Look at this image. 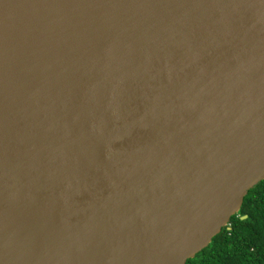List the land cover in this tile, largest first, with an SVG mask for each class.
Listing matches in <instances>:
<instances>
[{
  "label": "water",
  "instance_id": "1",
  "mask_svg": "<svg viewBox=\"0 0 264 264\" xmlns=\"http://www.w3.org/2000/svg\"><path fill=\"white\" fill-rule=\"evenodd\" d=\"M263 179L264 0H0V264H186Z\"/></svg>",
  "mask_w": 264,
  "mask_h": 264
},
{
  "label": "trees",
  "instance_id": "2",
  "mask_svg": "<svg viewBox=\"0 0 264 264\" xmlns=\"http://www.w3.org/2000/svg\"><path fill=\"white\" fill-rule=\"evenodd\" d=\"M186 264H264V179L248 191L227 226Z\"/></svg>",
  "mask_w": 264,
  "mask_h": 264
}]
</instances>
